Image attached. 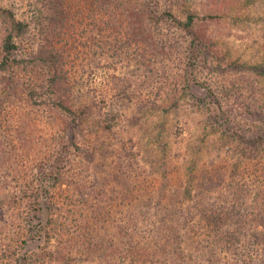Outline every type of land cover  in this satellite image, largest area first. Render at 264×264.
Here are the masks:
<instances>
[{"label":"trees","instance_id":"16d2710c","mask_svg":"<svg viewBox=\"0 0 264 264\" xmlns=\"http://www.w3.org/2000/svg\"><path fill=\"white\" fill-rule=\"evenodd\" d=\"M19 1L27 4L0 5V264H235L224 260L227 253L236 254L237 264H264L251 238L264 227V97H257L256 79L235 82L233 91L209 84L221 56L202 24L206 18L181 15L164 0ZM89 18V32L114 34L115 41L127 36L142 49L141 64L158 62V83L173 80L169 88L179 90L170 75L178 59L186 89L195 85L213 100L206 131L241 154L237 162L203 168L190 202L170 174L160 185L133 179L141 169L133 147L117 152L106 183L129 180L126 193L139 189L140 195L120 200L114 188H99L91 178L100 169L96 145L84 131L88 112L72 102L74 37L67 31L70 22L84 26ZM101 62L94 60L92 69ZM204 73L207 82L200 78ZM116 79L107 81L101 101ZM119 83L116 89L126 80ZM112 122L104 127L112 130ZM32 125H40L42 134L21 136Z\"/></svg>","mask_w":264,"mask_h":264},{"label":"rangeland","instance_id":"374dc122","mask_svg":"<svg viewBox=\"0 0 264 264\" xmlns=\"http://www.w3.org/2000/svg\"><path fill=\"white\" fill-rule=\"evenodd\" d=\"M164 1L181 15L192 11L207 19L203 21L208 23L202 24L206 25L205 29L217 40L221 56L214 61L217 66L215 65V73L211 76V86L219 92L223 89L235 90V82H255L256 79L260 91H256L259 93L257 97H264V0ZM21 2L0 0V5L16 6ZM92 20L89 18L84 26L77 22L66 25L71 37H74L69 41V50L72 51V62L69 65L73 80L72 102L76 109L83 108L88 112L84 131L96 145L94 161L100 169L99 176L93 175L91 178L98 183L99 188L108 191L114 188L113 193L120 200L124 195L130 196L135 192L140 195L139 189L126 193L129 180L111 179L113 184L106 183L107 171L112 168V164L118 162L117 152L121 153L123 147H133L141 168L133 179L160 185L165 180L163 175L170 174L168 180L181 187L185 202H190L191 196L197 193V175L201 170L215 163L221 164L227 159L231 163L237 162L240 150L229 141L221 140L219 135L206 131V113H210L208 108L210 109L213 100L195 85H191L190 90L186 89L187 77L183 69H178V59L172 62L170 70V75L177 77V91L169 88V85L174 86L173 80L165 84L161 80L159 83L156 81L160 77V64L157 62L156 65L155 60L148 65L141 64L145 59L143 56L140 59L142 49L132 45L127 36L115 41L114 34H101L98 29L89 32ZM74 26L77 27L76 33L73 31ZM84 30H87L86 34L83 33ZM103 42H108L104 56V47H101ZM124 44L128 46L123 47L124 50L120 53V47ZM94 60L96 63L102 60L101 68L95 71L92 69L93 65L91 67ZM115 76L116 87L123 79L126 80V87H115L109 98L105 102L101 101L104 97L102 91L105 92L109 85L107 81L112 83ZM200 78L202 81L207 80L206 73L200 75ZM253 86L251 98L255 97V85ZM121 88L126 89L122 91ZM119 92L122 94H118ZM222 94L225 100V93ZM241 96L243 98L244 95ZM107 122L113 123L112 130L104 127ZM39 126L32 125L26 133L21 132V136L30 137L33 134L37 138L42 134L38 130ZM119 161L124 162V158ZM144 171L154 174L151 178H146ZM0 197V200L4 199V196ZM2 203L0 201V206ZM251 235L255 246L264 253V227L253 230ZM44 244L42 242L41 246ZM223 258L225 261L238 263L236 254L227 253Z\"/></svg>","mask_w":264,"mask_h":264}]
</instances>
